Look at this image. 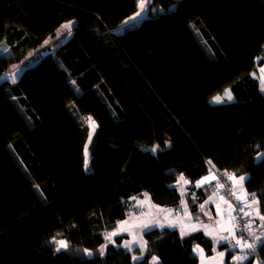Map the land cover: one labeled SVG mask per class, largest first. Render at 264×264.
<instances>
[{"label":"trees","instance_id":"trees-1","mask_svg":"<svg viewBox=\"0 0 264 264\" xmlns=\"http://www.w3.org/2000/svg\"><path fill=\"white\" fill-rule=\"evenodd\" d=\"M139 1L0 0V264H198L193 249L214 248L203 231L148 230L136 260L124 235L105 239L132 197L181 209V174L198 201L209 170L243 175L264 214V93L252 76L264 62V0H150L149 17L118 33ZM68 22L70 37L43 58ZM35 49L16 82L1 80ZM225 89L233 100L212 103ZM250 213L252 231L264 220ZM226 243L233 264L241 246Z\"/></svg>","mask_w":264,"mask_h":264},{"label":"rangeland","instance_id":"rangeland-1","mask_svg":"<svg viewBox=\"0 0 264 264\" xmlns=\"http://www.w3.org/2000/svg\"><path fill=\"white\" fill-rule=\"evenodd\" d=\"M149 4H150V0H145L144 6H143V10L141 9V0L138 3V8L137 11L129 16L128 18H126L122 24L118 27L117 32H126V31H130L135 29L143 20L147 19L149 17L148 14V8H149ZM154 9V7L152 8ZM151 9V10H152ZM140 13L139 16H137V13ZM66 24H73V22H68ZM65 25V24H64ZM72 28V26H71ZM70 37V31L69 29H64L62 26L57 30L56 34L53 37H48L47 39H45V41L42 43V49L43 50H51V51H55L60 44L67 38ZM40 50L38 52V50H30L27 53V56L24 58V60L20 63H16L14 65H12L4 74V76L1 78V80L6 79L11 83L16 82V80L19 78L20 74L28 67L33 66L38 58L40 57V53L43 51ZM261 69H264V62L262 65H260L256 71H254L253 73V78L255 77V79L259 82L258 85V89L260 90V92L264 93V91L261 90L262 87H264V84H262L261 82V77L264 76V72L261 71ZM218 96V95H217ZM220 96H223V93L220 94ZM225 102H229L227 99H224L222 103ZM8 103L11 105V107L14 109V106L11 104V101L9 100ZM212 103L214 104H221V103H216L214 98L212 99ZM15 110V109H14ZM15 113L17 114L19 121H22V117L21 115L18 114V112L15 110ZM23 123V121H22ZM93 134V131L91 132V136ZM215 174V173H214ZM209 175V174H208ZM215 180H212L211 182H214ZM181 186H183V188L185 187V185H179V194H180V188ZM214 191V190H213ZM235 194H237V196L241 197L242 196L240 194H238L236 192V190L234 189ZM186 190H185V194L184 195H189L186 194ZM145 194L147 193H143L142 196L136 197V199H132V201L130 202V208H129V212L126 215V217L121 220V221H128V224L125 225V227L128 229L126 232H122L119 235H124L125 237L123 238L122 241V247H124L128 252H130V254L134 255L135 257H138V259H143V255L145 252V247H146V241L144 239V233H146L148 230H152V229H176L178 230L180 233L181 231H185L188 234L196 232V231H192L191 230V225L195 224L197 225L198 228H200L201 231L205 232V229L203 227H201L202 225H207V231H211L213 233L212 236H209L212 241H213V254L211 256H207L206 253L204 252V256L205 259L202 261L200 256L198 258V264H224L225 261V255H226V251H220L219 250V246L222 245V243H224V241L219 240L218 236L220 234V229H233L232 227L234 226L233 222L234 219H231V217H234L233 214V210L232 208H230L228 206V204L224 203V205L218 209V212H222V215H216V217L214 218L213 221H204L201 222L200 217L196 220V217H198V215H192L191 214V219L188 218V216L185 215L183 208H181L179 210V212H175L173 209L168 208V207H160L155 205L150 196L147 194V201H150V204L146 201L144 203L143 206H141L139 204V201H144L145 200ZM181 195V194H180ZM184 195L181 196V198L184 199ZM221 200H219L218 202L220 203ZM224 201V200H223ZM152 205H154L155 207H152ZM158 209H164V212H160L158 211ZM171 210L173 215L171 217H169L168 219H165V216L167 215V211ZM253 212H256V208H252ZM188 213L189 210L187 209ZM251 211V208H250ZM249 211V213H250ZM210 215V213H208ZM117 222L116 228L113 231H117L120 222ZM147 223L149 225V227L145 228L143 227V225ZM233 224V225H232ZM160 225H163V227H161ZM174 225V226H173ZM261 225L263 226L262 229H264V222L261 223ZM261 225L259 226L258 229H254L252 231H250L249 236L250 237H257L256 233H258V230H260ZM235 228V227H234ZM199 230V231H200ZM236 230V229H235ZM234 230V231H235ZM111 231V232H113ZM110 232V233H111ZM228 232V231H227ZM237 232V231H235ZM239 234V233H237ZM118 236V235H116ZM112 237V242L115 241V237ZM238 238H243L242 239V243L246 242L248 244V235L247 236H241L238 235ZM133 239H135L137 241V243H130L129 247H125V242H131L133 241ZM256 239V238H255ZM256 241H258L256 239ZM58 241H56V246H59V244L57 243ZM249 249V248H246ZM246 251V256L251 257V252L248 250H244ZM220 252H224L225 255L221 258L218 254ZM244 254H242L243 256ZM241 256V255H240ZM236 257V256H234ZM246 260V259H245ZM244 262V261H243ZM242 261H236L234 259H232V263L233 264H243Z\"/></svg>","mask_w":264,"mask_h":264},{"label":"snow or ice","instance_id":"snow-or-ice-1","mask_svg":"<svg viewBox=\"0 0 264 264\" xmlns=\"http://www.w3.org/2000/svg\"><path fill=\"white\" fill-rule=\"evenodd\" d=\"M144 3H145V0H141V5L140 6H141L142 10H143ZM139 15H140V13L138 12L137 16H139ZM71 26H72L71 24H65L62 27L64 29H69L70 30ZM261 71L264 72V69H261ZM260 79H261L262 84H264V76H262ZM261 90L264 91V87H262ZM224 99H227L228 101H232L233 100L232 93H231V91L229 89H225L224 90L223 96L218 95V96L214 97V100H215L216 103H222ZM93 127H94V125H93ZM152 151H153V153H155L156 149L153 148ZM209 163H211V162H209ZM224 175H226L228 177V179L232 182L231 186L228 187V192L231 195L235 196L236 194L233 191V189L235 187H237V186H239L241 189H243L244 181H245L246 178L243 175H241L239 177H237L235 174H228V173H225ZM216 179H217V176L214 173H212L211 170H209V175L203 177L202 179H200L198 181H196L195 186L196 187H202L204 184L210 183L212 180H216ZM177 183L181 184V185H188V184L191 183V181L186 179L184 177V175L181 174L179 179L177 180ZM215 187L217 189H223V188H225V185L218 183V184H216ZM180 194H181V196H183L185 194V190H184L183 186H181V188H180ZM214 194H218V193H214ZM250 195H251V201L250 202L248 200L249 194L247 192H245L243 199H241V197H239V196L236 197L237 203L238 204H243L244 207H248V208H251L252 205H257V208L255 210L256 211V216L259 219L264 220V214H261L260 209H259L260 201L256 199V194L255 193H252ZM132 199L135 200L136 197H132ZM221 199L223 200V197H221ZM146 201H147V194H145V200L144 201H139V204L141 206H143ZM147 202L150 204V201H147ZM224 203H227L229 205V207L232 208L233 211L236 210L235 206L230 201L225 200ZM152 207H155V206L152 205ZM181 207L183 208L185 215L188 216L189 219H191V214L188 213V211H187V209H188L187 202L184 201V200H181ZM200 207H201V209H203L204 205L201 204ZM219 207L220 206L217 205V208H219ZM240 210L243 211L242 208ZM158 211L164 212L165 210L164 209H158ZM217 214L218 215H222V212H218ZM172 215H173L172 211L168 210L167 211V215L165 216V219H168ZM244 215H251V213H247L246 212V213H244ZM197 219H198V217H197ZM231 219H235V217H231ZM127 224H128V221H121L117 231H113L111 233H107L105 235V239H107L109 242H112V237L113 236L119 235L120 233L126 232L128 230L125 227V225H127ZM160 226L163 227V225H160ZM143 227L147 228V227H149V225L147 223H145L143 225ZM201 227H203L205 229V235H208V236H212L213 235V233L211 231H207V228H208L207 225H202ZM191 230L192 231H199L200 228H198L197 225L193 224V225H191ZM225 231H228L229 235L228 236H220L219 240L227 242L226 245H225L226 250H227V245L231 243V240H235V244H232L231 247L235 248L236 246H241V251H243L244 248H253L254 247V245H252V244H247V243H243L242 244V239L243 238L237 239L236 236H235L234 229H225ZM187 234H188L187 232H185L183 230L181 231V236L182 237L184 235H187ZM256 239L260 240V237H256ZM57 243L59 244V248L56 249L57 251L67 247V244L63 240H60ZM130 243H137V241L135 239H133V241H131V242H127L126 241L124 246L125 247H129ZM193 251L200 256L202 261L205 259L204 251H203V249L199 248V246L194 248ZM218 255L222 258L225 255V253L224 252H220ZM133 259L136 260V259H138V257H133ZM233 259L236 260V261H241L243 259H247V257L246 256H236V257H233ZM152 260H153V264H157V258L156 257H153Z\"/></svg>","mask_w":264,"mask_h":264},{"label":"built area","instance_id":"built-area-1","mask_svg":"<svg viewBox=\"0 0 264 264\" xmlns=\"http://www.w3.org/2000/svg\"><path fill=\"white\" fill-rule=\"evenodd\" d=\"M225 173H228V174H231L230 172H225V171H217L215 172V175L217 176V179L212 182V185H213V190L215 191V193H218L217 195L219 197H223V200H227V201H230L236 208L235 211H233V214H234V227L237 231V233H239L238 235H241V236H247L248 235V244H252L254 245L253 248H250L251 250V256L253 257V263L252 264H263L262 261L261 262H256L254 260V251L256 249V246H257V241H254V239H252L250 236H249V231L252 227V219L251 217H248L247 215H244V213H249L250 211V208L248 207H244L243 204H238L237 203V200H236V197H237V194L234 196V195H231L229 192H228V187L231 186L232 182L228 179V177L226 175H224ZM224 184L225 185V188L223 189H217L215 186L216 184ZM236 189V187L234 188ZM233 189V191H234ZM191 200L197 202L198 199H199V196L195 193V192H192L191 194ZM240 195L242 196L241 199H243L244 197V193H240ZM248 200L249 202L251 201V198L248 197ZM243 209V211H241L240 209Z\"/></svg>","mask_w":264,"mask_h":264},{"label":"crops","instance_id":"crops-1","mask_svg":"<svg viewBox=\"0 0 264 264\" xmlns=\"http://www.w3.org/2000/svg\"><path fill=\"white\" fill-rule=\"evenodd\" d=\"M211 172L212 173H215L214 170H212ZM205 185H208L210 189L207 188L206 190H204L206 192V196H205V198H203L202 201L195 202V201L191 200V195H188V197H187V199L191 202V205L188 206L189 213L191 212V207L193 206V204H197L196 205V208H197L196 212L198 214L197 213H194V215L197 214L198 215V218L200 217V220L203 223H204L205 220L206 221H213L214 218L217 215L218 209H220L224 205V201L221 199V197H219L217 194H214L215 191H213L212 187L210 186L211 184L210 183H206L202 187H204ZM189 186H190V184L185 185V188L187 189V187H189ZM199 188H201V187H198V189ZM235 190H236V192L238 194L245 193L244 186H243V189H241L239 186H237ZM182 200H183V198H182ZM219 200H221L220 203L218 202ZM201 204L204 205L203 209H201V207H200ZM217 205H219L220 207L217 208ZM252 208H255V205H252L251 210H252ZM179 210L180 209H178L177 212H179ZM208 213H210V215ZM196 220H197V217H196ZM200 220H197V221L200 222ZM220 236H228V232L225 231L224 229H220V234H219L218 238ZM231 243H232V240H231ZM242 254H244L243 256H246V251L245 252L244 251H240V252L236 253L234 256H240V255L242 256ZM241 261L243 262V261H245V259H243Z\"/></svg>","mask_w":264,"mask_h":264},{"label":"bare ground","instance_id":"bare-ground-1","mask_svg":"<svg viewBox=\"0 0 264 264\" xmlns=\"http://www.w3.org/2000/svg\"><path fill=\"white\" fill-rule=\"evenodd\" d=\"M255 207L257 208V205H255ZM248 217H251L250 215H247ZM252 219V218H251ZM260 241V240H259ZM260 244V242H258L257 243V246H256V249H255V251H254V260L256 261V262H261V260L259 259V257H258V255H257V253H256V250H257V247H258V245Z\"/></svg>","mask_w":264,"mask_h":264},{"label":"water","instance_id":"water-1","mask_svg":"<svg viewBox=\"0 0 264 264\" xmlns=\"http://www.w3.org/2000/svg\"><path fill=\"white\" fill-rule=\"evenodd\" d=\"M50 55L51 54V50H48V51H43L42 53H41V56L44 58L46 55ZM95 125V124H94ZM95 127H96V125H95ZM194 252V251H193ZM194 255L195 256H197L198 254L197 253H195L194 252Z\"/></svg>","mask_w":264,"mask_h":264},{"label":"flooded vegetation","instance_id":"flooded-vegetation-1","mask_svg":"<svg viewBox=\"0 0 264 264\" xmlns=\"http://www.w3.org/2000/svg\"><path fill=\"white\" fill-rule=\"evenodd\" d=\"M252 239H254V241H256V239H255V237L253 238V237H251ZM258 242V241H257ZM250 252H251V250H249Z\"/></svg>","mask_w":264,"mask_h":264}]
</instances>
